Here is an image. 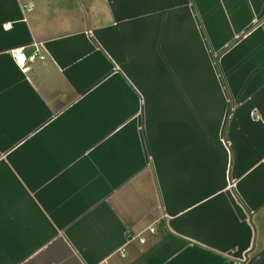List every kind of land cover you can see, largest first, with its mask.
<instances>
[{
    "label": "crops",
    "instance_id": "obj_1",
    "mask_svg": "<svg viewBox=\"0 0 264 264\" xmlns=\"http://www.w3.org/2000/svg\"><path fill=\"white\" fill-rule=\"evenodd\" d=\"M172 238L264 264V0H0V264Z\"/></svg>",
    "mask_w": 264,
    "mask_h": 264
},
{
    "label": "built area",
    "instance_id": "obj_2",
    "mask_svg": "<svg viewBox=\"0 0 264 264\" xmlns=\"http://www.w3.org/2000/svg\"><path fill=\"white\" fill-rule=\"evenodd\" d=\"M10 55L22 69H26L28 63L34 62L38 58L44 59V56L40 55L37 49H35L32 53L28 54L25 51L24 47H18V48L11 49ZM154 230L155 229L153 227L149 228V231L151 232H154ZM139 241L140 243H143L145 241V238L141 237Z\"/></svg>",
    "mask_w": 264,
    "mask_h": 264
},
{
    "label": "trees",
    "instance_id": "obj_3",
    "mask_svg": "<svg viewBox=\"0 0 264 264\" xmlns=\"http://www.w3.org/2000/svg\"><path fill=\"white\" fill-rule=\"evenodd\" d=\"M173 238L166 244H163L155 254L150 255L149 262L151 264H162L166 259L171 257L173 254H175L177 251H179L184 244L179 242L180 240ZM153 261V262H151ZM155 262V263H154Z\"/></svg>",
    "mask_w": 264,
    "mask_h": 264
}]
</instances>
